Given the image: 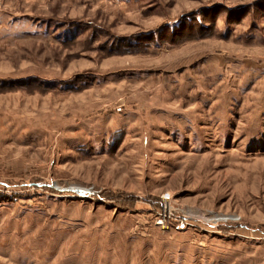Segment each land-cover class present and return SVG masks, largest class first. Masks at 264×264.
Returning <instances> with one entry per match:
<instances>
[{
	"label": "rangeland",
	"instance_id": "1",
	"mask_svg": "<svg viewBox=\"0 0 264 264\" xmlns=\"http://www.w3.org/2000/svg\"><path fill=\"white\" fill-rule=\"evenodd\" d=\"M0 264H264V0H0Z\"/></svg>",
	"mask_w": 264,
	"mask_h": 264
},
{
	"label": "built area",
	"instance_id": "2",
	"mask_svg": "<svg viewBox=\"0 0 264 264\" xmlns=\"http://www.w3.org/2000/svg\"><path fill=\"white\" fill-rule=\"evenodd\" d=\"M164 200H168V199H163V202H164V204L162 205V211H161V214L159 215V220H158V223L160 224V225H164L165 223H167V222H169V220H170V217H171V211H170V208L168 209V207L167 206H165V203H166V201H164Z\"/></svg>",
	"mask_w": 264,
	"mask_h": 264
}]
</instances>
